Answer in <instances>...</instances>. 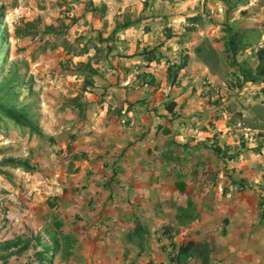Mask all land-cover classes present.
Returning a JSON list of instances; mask_svg holds the SVG:
<instances>
[{"label":"crops","instance_id":"0c3cea01","mask_svg":"<svg viewBox=\"0 0 264 264\" xmlns=\"http://www.w3.org/2000/svg\"><path fill=\"white\" fill-rule=\"evenodd\" d=\"M239 8L264 20V0ZM152 102L92 107L80 128L32 141L33 171L0 173V264H264V130L188 148ZM187 241L190 261L176 253Z\"/></svg>","mask_w":264,"mask_h":264},{"label":"rangeland","instance_id":"374dc122","mask_svg":"<svg viewBox=\"0 0 264 264\" xmlns=\"http://www.w3.org/2000/svg\"><path fill=\"white\" fill-rule=\"evenodd\" d=\"M241 1L0 0V161L37 167L36 137L52 141L57 129L80 128L92 107L114 103L141 112L159 101L176 124L162 130L187 133L188 148L212 145L224 129L237 137L244 126L264 130V87L256 84L264 75L246 80L260 62L264 20ZM183 60L171 82L168 65ZM191 133L207 139L194 142ZM0 169L8 180L18 171Z\"/></svg>","mask_w":264,"mask_h":264},{"label":"trees","instance_id":"16d2710c","mask_svg":"<svg viewBox=\"0 0 264 264\" xmlns=\"http://www.w3.org/2000/svg\"><path fill=\"white\" fill-rule=\"evenodd\" d=\"M122 26H126L125 25H116V27L114 26V28L112 29V33H114V31ZM236 40L235 38L230 35L227 39V49H229V52L231 55H234L236 53ZM257 54L258 57L260 59V62L257 64L256 66V71L254 75H251V70L250 69H244L243 70V75H248L250 74L251 76H249V79L246 78V80H252L255 81L258 77V75H264V48H259L257 50ZM154 55H147L146 58L147 59H152ZM157 60H158V56H156ZM186 65L185 60H183L182 62L179 63H172L171 65H168L167 67V77L171 80V82H173L176 79V76L178 75L180 69H182L184 66ZM264 77V76H263ZM260 80H264V79H260ZM81 104V103H78ZM170 108V107H169ZM11 115L10 119L14 120L16 123H19V121L22 120L21 116L22 113H13L10 112ZM0 165H10L12 167H22L24 170L26 171H33L34 170V166H30L29 163L25 160H18L15 159L14 157H7L5 159H3L2 161H0ZM0 173L1 174H5V171H3L2 169H0ZM190 241H187L185 243H183L182 245H180L179 247V253L180 254H187V249L189 247Z\"/></svg>","mask_w":264,"mask_h":264},{"label":"built area","instance_id":"2783aa9c","mask_svg":"<svg viewBox=\"0 0 264 264\" xmlns=\"http://www.w3.org/2000/svg\"><path fill=\"white\" fill-rule=\"evenodd\" d=\"M176 253L178 254V251H176ZM185 259L190 261L192 260V256L186 254ZM153 264H180V263L177 262L176 260H173L172 262H168V263H153Z\"/></svg>","mask_w":264,"mask_h":264},{"label":"clouds","instance_id":"9594fccd","mask_svg":"<svg viewBox=\"0 0 264 264\" xmlns=\"http://www.w3.org/2000/svg\"><path fill=\"white\" fill-rule=\"evenodd\" d=\"M178 254H179V251H178Z\"/></svg>","mask_w":264,"mask_h":264}]
</instances>
